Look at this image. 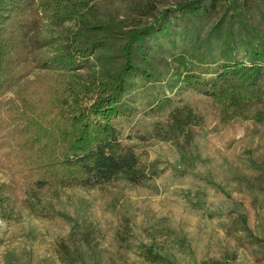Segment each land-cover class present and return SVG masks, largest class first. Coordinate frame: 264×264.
Segmentation results:
<instances>
[{
  "label": "trees",
  "instance_id": "16d2710c",
  "mask_svg": "<svg viewBox=\"0 0 264 264\" xmlns=\"http://www.w3.org/2000/svg\"><path fill=\"white\" fill-rule=\"evenodd\" d=\"M262 2L182 0L129 28L86 12L90 0H0V167L10 180L0 183L2 215L9 216L13 194L48 180L93 185L124 172L132 183L151 180L157 167L141 161L116 122L138 110L139 91L150 113L190 87L213 98L223 121L247 117L250 103L264 98ZM41 17L79 21L72 38L60 34L51 55L41 46L56 38L35 33ZM90 55L98 68L84 74L81 61ZM33 61L45 72L23 81ZM255 117L264 120V111ZM197 119L188 102L174 106L166 121L154 122L153 134L190 144ZM142 247L147 261L165 258Z\"/></svg>",
  "mask_w": 264,
  "mask_h": 264
},
{
  "label": "rangeland",
  "instance_id": "374dc122",
  "mask_svg": "<svg viewBox=\"0 0 264 264\" xmlns=\"http://www.w3.org/2000/svg\"><path fill=\"white\" fill-rule=\"evenodd\" d=\"M180 1L90 0L86 12L134 28ZM78 25L38 19L35 33L56 38L41 51L57 52L60 34L72 38ZM81 62L84 74L98 68L91 55ZM33 63L23 81L45 72ZM171 96L170 106L150 113L139 91L138 110L116 120L141 161L157 167L151 180L132 183L124 172L108 183L48 180L23 188L9 216L0 212V264H264V120L255 117L264 98L250 103L247 117L223 121L210 95L186 87ZM186 102L198 114L190 144L154 135V122ZM9 181L0 167V183ZM144 244L165 258L147 261Z\"/></svg>",
  "mask_w": 264,
  "mask_h": 264
}]
</instances>
